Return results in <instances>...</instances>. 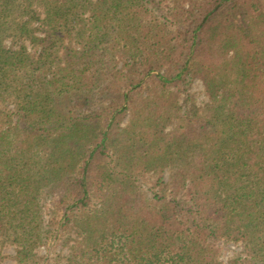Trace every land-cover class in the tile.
I'll return each mask as SVG.
<instances>
[{
    "label": "trees",
    "instance_id": "16d2710c",
    "mask_svg": "<svg viewBox=\"0 0 264 264\" xmlns=\"http://www.w3.org/2000/svg\"><path fill=\"white\" fill-rule=\"evenodd\" d=\"M102 75L130 91L76 114ZM53 236L55 264H264V0H0V250Z\"/></svg>",
    "mask_w": 264,
    "mask_h": 264
},
{
    "label": "rangeland",
    "instance_id": "374dc122",
    "mask_svg": "<svg viewBox=\"0 0 264 264\" xmlns=\"http://www.w3.org/2000/svg\"><path fill=\"white\" fill-rule=\"evenodd\" d=\"M164 11L160 12L158 17L160 21L166 23L168 31L172 33V35L176 32L174 24L171 25V20L169 18L168 11L163 7ZM162 13V14H161ZM167 21V22H166ZM169 22V23H168ZM34 28H37V25H34ZM36 37H42L41 32L35 33ZM4 45L7 47H11L10 40H6ZM15 47V46H14ZM27 52L32 54L34 51L32 48L26 44ZM123 65L118 63L117 69H122ZM124 68V67H123ZM113 73V72H111ZM124 75V74H122ZM113 76L108 77V75H102L99 87L94 89L90 94L87 95L86 99L88 101V105L76 110V114H83L87 115L89 111H94L95 113H101V111H106L108 106L114 104L113 97L118 92H126L130 90H125L124 83L113 82ZM103 90V91H102ZM102 91V92H100ZM146 95V92L144 93ZM180 105L182 107L183 113H193V112H200L204 109L205 105L208 104V100L204 95L203 86L200 81H194L191 86H189L184 94L180 95ZM8 111L13 110V106L8 105L6 107ZM100 111V112H99ZM104 116V115H103ZM129 118L128 116L125 117L122 126L126 125ZM167 133L172 132V126H169L166 130ZM109 162V160L107 161ZM106 162V163H107ZM168 174L167 172L164 173L163 179L167 180ZM152 179L149 176H145L144 178L138 181L137 186L141 189L149 192V189L152 187ZM42 204V218H43V225L47 226L48 224H55L59 221L61 217V208L57 206L55 198L47 197L43 200ZM95 205L93 203L91 208ZM55 236V235H54ZM54 236L52 239L47 241L45 245H41L38 250H36V258L39 264H55L57 262L61 263L62 258L66 255V246H63L61 241H56ZM218 261L221 264H233L235 262H239L240 260L244 259V254L242 253V246L237 243H224L220 242L218 244ZM1 255L3 256L0 260V264H15L11 257L14 256V247L6 246L2 250H0ZM35 258V259H36Z\"/></svg>",
    "mask_w": 264,
    "mask_h": 264
}]
</instances>
